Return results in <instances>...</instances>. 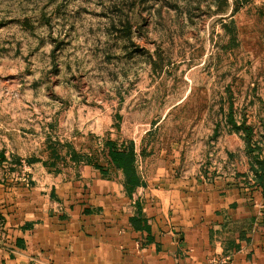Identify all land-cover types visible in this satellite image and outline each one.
Returning <instances> with one entry per match:
<instances>
[{
	"label": "crops",
	"instance_id": "0c3cea01",
	"mask_svg": "<svg viewBox=\"0 0 264 264\" xmlns=\"http://www.w3.org/2000/svg\"><path fill=\"white\" fill-rule=\"evenodd\" d=\"M244 85H225L219 106L202 114L201 164H186L183 141L150 152L147 133L159 123H130L126 141L141 125L148 135L134 143L143 175L132 194L103 160L107 139L92 149L98 165L70 144L55 157L37 100L22 102L27 122L23 112L0 114V264H264V82ZM114 107L106 113L119 137ZM69 150L86 160L65 158Z\"/></svg>",
	"mask_w": 264,
	"mask_h": 264
},
{
	"label": "rangeland",
	"instance_id": "374dc122",
	"mask_svg": "<svg viewBox=\"0 0 264 264\" xmlns=\"http://www.w3.org/2000/svg\"><path fill=\"white\" fill-rule=\"evenodd\" d=\"M252 81L264 82V0H0V114L27 122L22 102L37 100L51 146L122 145L130 123H159L129 138L150 152L183 141L186 164H201L202 114Z\"/></svg>",
	"mask_w": 264,
	"mask_h": 264
},
{
	"label": "trees",
	"instance_id": "16d2710c",
	"mask_svg": "<svg viewBox=\"0 0 264 264\" xmlns=\"http://www.w3.org/2000/svg\"><path fill=\"white\" fill-rule=\"evenodd\" d=\"M119 118L121 119V116H119ZM50 147L54 156L58 157L61 148H58L57 144H52ZM69 147L71 146L69 145ZM89 151H92V149H89ZM93 151L92 154L87 155V157L90 158V160L96 161L98 165L100 157L96 155H99V152L94 153ZM101 154L109 169L117 170L122 173L125 178V189L128 193L132 194L141 187L142 180L137 169V153L133 141H126L120 145L116 140L107 139L103 143ZM92 156L94 158H92ZM65 158H70L71 160H86V153L83 154L75 150H69ZM132 225L135 229L141 228V224H139L136 219L132 220Z\"/></svg>",
	"mask_w": 264,
	"mask_h": 264
},
{
	"label": "built area",
	"instance_id": "2783aa9c",
	"mask_svg": "<svg viewBox=\"0 0 264 264\" xmlns=\"http://www.w3.org/2000/svg\"><path fill=\"white\" fill-rule=\"evenodd\" d=\"M262 208H264V207H262Z\"/></svg>",
	"mask_w": 264,
	"mask_h": 264
}]
</instances>
